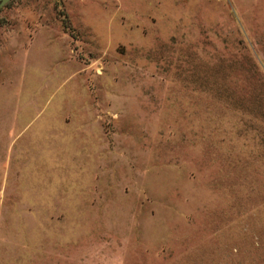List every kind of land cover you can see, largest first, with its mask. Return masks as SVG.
Instances as JSON below:
<instances>
[{
	"label": "rangeland",
	"instance_id": "374dc122",
	"mask_svg": "<svg viewBox=\"0 0 264 264\" xmlns=\"http://www.w3.org/2000/svg\"><path fill=\"white\" fill-rule=\"evenodd\" d=\"M0 264H264V0H7Z\"/></svg>",
	"mask_w": 264,
	"mask_h": 264
},
{
	"label": "water",
	"instance_id": "95a60500",
	"mask_svg": "<svg viewBox=\"0 0 264 264\" xmlns=\"http://www.w3.org/2000/svg\"><path fill=\"white\" fill-rule=\"evenodd\" d=\"M7 0H0V7L6 2Z\"/></svg>",
	"mask_w": 264,
	"mask_h": 264
}]
</instances>
